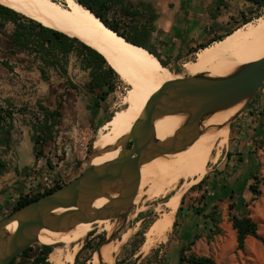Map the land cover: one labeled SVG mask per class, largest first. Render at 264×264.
<instances>
[{
	"label": "rangeland",
	"instance_id": "1",
	"mask_svg": "<svg viewBox=\"0 0 264 264\" xmlns=\"http://www.w3.org/2000/svg\"><path fill=\"white\" fill-rule=\"evenodd\" d=\"M111 1L108 13L110 18L128 22V17H123L120 11V4H124L138 13L133 19V25L140 28L147 25L148 22L144 20L148 16L139 14L133 7L136 0ZM206 9L209 22L205 29V40L200 43L242 26L244 18L252 21L264 16V10L256 11L246 0H211ZM12 28L13 23L10 19L0 17V107L4 112L11 113V118L0 120L1 132L8 130L9 135L8 146L0 142V157L6 164L0 176V218L10 213L16 203V200H12L13 195L22 192L33 180L41 181L45 176L48 178L59 176L68 182L82 172L93 149L97 132L106 123L108 115H113L116 109L123 106V98L128 89L118 77H110L108 80L111 89L108 95L103 100L97 99L100 89H106V85H100L97 82L98 75L83 69L75 56L68 62L66 74H61L54 68H47L45 75H42L39 68L41 60L37 53L11 49ZM127 32L132 33L131 30ZM142 34L139 32V35L143 36ZM134 37L140 38L137 33H134ZM200 43H196L192 48ZM188 48L190 47L181 50L177 46H170L167 54L161 57L167 63V66L162 64L163 67L182 77L188 76L182 64L184 61L194 60L197 52H190ZM89 84L94 88L90 90ZM96 100L99 102L98 106L95 105ZM51 111L59 113V123L52 129H46L45 139L34 147L36 130L43 124L45 114ZM238 114L228 125V140L219 158L208 161L204 174L206 179L199 190L189 191L188 188L193 184L180 179L172 188L156 196L148 192L150 182H147L139 188L141 191H138L139 194L137 193L138 196L135 198H138L137 202L134 199L128 212L129 217L122 226L120 219L109 220L111 231L104 229L103 226L94 225L90 235L87 234L78 242V250L85 242L98 247L101 241L98 236L103 235L104 238L107 236L98 247L101 251L111 235L109 242H113L115 246L112 253L113 261L116 260V264H134L132 258L127 262L125 260L132 256L138 240L143 235V242L137 246L139 254L151 251L152 261L160 264L165 258V252L158 251L168 245L172 227L164 239L152 235L153 244L143 246V243L149 237L148 232L153 223L162 218L166 210L165 202L170 193L182 186L186 205H197V198L201 192L209 191L212 181L218 178L219 181L221 179L238 181L240 189L234 194L237 205L232 214L240 216L247 213L256 221L258 233L264 237V183H257L260 192L256 197L248 189L249 183L256 182L252 178L253 175L259 179L264 177V83ZM227 153L234 155L232 157L234 161H231L229 167H226L229 157ZM244 159L246 161H243ZM237 166L240 170L234 174L233 168ZM217 175L218 178H214ZM208 178L214 179L209 183ZM224 207L227 208V202ZM224 220L226 219L221 220L224 227L231 225L229 216L226 223ZM126 232L127 237L123 238ZM222 233L224 235L226 230ZM225 235L228 237V234ZM127 244L128 247H125ZM40 245V243L32 245L29 264H34L33 253ZM229 246L231 247L226 254L221 252L219 264H264L263 245L253 252L246 248L237 249L236 240ZM95 249H83L79 254L80 262L91 255L86 262L89 263Z\"/></svg>",
	"mask_w": 264,
	"mask_h": 264
},
{
	"label": "bare ground",
	"instance_id": "2",
	"mask_svg": "<svg viewBox=\"0 0 264 264\" xmlns=\"http://www.w3.org/2000/svg\"><path fill=\"white\" fill-rule=\"evenodd\" d=\"M0 4L46 27L74 36L96 49L115 70L119 79L128 86L123 106L117 107L94 138L92 149L94 154L90 158V164H100L115 158L120 150L121 139L129 132L148 99L165 82L182 78L181 75L166 70L153 53L114 32L76 0H0ZM263 56L264 16H260L234 29L222 39L199 49L196 58L184 61L182 68L188 76L202 74L212 78L223 77L232 74L243 64ZM241 106L242 102L206 114L199 126L200 134L183 150L175 154H166L142 165L140 187L150 182L148 192L157 196L172 188L180 179L192 184L199 182L205 174L208 161L219 158L228 140V123ZM187 118L188 113L185 112L156 119L153 122L155 139L158 141L166 139ZM181 187L168 196L165 202L166 210L162 218L157 219L149 232L147 231L149 237L143 246L153 242L152 235L158 239L166 237L180 203ZM118 190L119 186H114L108 195L114 197ZM106 201V197L98 198L92 204V208H99ZM94 225L103 226L109 231L112 228L109 220L99 219L78 223L65 231L43 229L38 233V243L50 242L53 245L47 258L49 262L73 264L79 248L78 242ZM15 226L16 222H12L6 230L12 231ZM126 237L127 232L123 235V238ZM107 240L105 248L101 251L97 248L91 261L86 264L113 263L112 253L115 246L113 242Z\"/></svg>",
	"mask_w": 264,
	"mask_h": 264
},
{
	"label": "water",
	"instance_id": "3",
	"mask_svg": "<svg viewBox=\"0 0 264 264\" xmlns=\"http://www.w3.org/2000/svg\"><path fill=\"white\" fill-rule=\"evenodd\" d=\"M263 83L264 56L243 64L228 76L212 78L198 74L165 82L148 99L129 132L121 139L115 158L90 164L94 154L91 151L78 176L0 218V264H9L25 249L38 243V233L43 229L65 231L78 223L99 219H120L122 226L140 188L141 166L183 150L200 134L199 126L206 114L240 102L242 108ZM185 112L188 118L169 137L162 141L155 139L153 122L156 119ZM114 186H119V190L110 197L108 193ZM101 197L107 198L105 204L92 208L94 201ZM12 222H16L15 228L7 231ZM111 238L110 235L107 242ZM181 252L182 249L178 259Z\"/></svg>",
	"mask_w": 264,
	"mask_h": 264
},
{
	"label": "trees",
	"instance_id": "4",
	"mask_svg": "<svg viewBox=\"0 0 264 264\" xmlns=\"http://www.w3.org/2000/svg\"><path fill=\"white\" fill-rule=\"evenodd\" d=\"M82 6L89 9L94 15H96L106 26L114 30L120 36L124 37L127 41L142 46L151 53H153L157 59L159 60L160 64L166 65L167 63L161 59L159 54L153 51L150 46L147 44V29L144 25L142 28L139 26L133 25V19L135 16L138 15L136 10H133L131 7L120 4V11L123 17H128V22H121L120 20L112 19L108 16L110 7L112 5L111 0H76ZM222 1V0H219ZM250 2L256 11L264 10V0H246ZM0 17L8 18L13 23L12 32L10 34V47L11 49L15 50H22L27 52H35L39 55L41 60L40 72L42 75H45L47 68H54L58 70L61 74H66L67 72V64L70 59L75 56L76 59H79L80 66L83 69H88L90 73H95L98 75L97 82L100 85H106V89H100V93L97 99H105L108 95L111 84L109 82L110 77L117 78L118 75L115 70L108 64L105 57L96 49L92 48L91 46L85 44L84 42L80 41L78 38L67 35L61 31L55 30L53 28L46 27L42 25L40 22H37L21 13H18L10 8H7L0 4ZM251 19L244 18L243 24L249 22ZM242 24V25H243ZM142 29V30H139ZM236 29V28H235ZM131 30L132 33H128L127 31ZM233 31V30H232ZM227 31L225 34H219L216 36H212L209 40L204 43H200L195 48H188L190 52L198 51L201 48L206 47L210 43L215 40L222 39L225 35L232 32ZM141 32V35H139ZM134 33H137L138 37H134ZM162 65V66H163ZM119 78V77H118ZM88 88L91 90L94 87L92 84L88 85ZM98 101H95V105L98 106ZM112 114H109L106 118L105 122H107ZM11 118V113L8 111L2 110L0 107V120L5 121V118ZM59 123V113L56 111H51L44 116V121L41 126L36 130V136L34 137V147L40 144L46 137V129H52L55 127L56 124ZM0 142L4 145L8 146L9 144V135L8 130L2 131L0 130ZM227 157L229 154H226ZM5 162L0 157V176L2 174L3 169L5 168ZM253 175V174H252ZM252 178L256 180V182H251L248 184L249 191L256 197L259 194V189L257 187V183H264V177L258 178L257 176L253 175ZM206 175H204L199 182L196 184L191 185L188 190L193 191L195 189H200L203 183L205 182ZM59 186H53L46 189L43 193H34L31 195H24L20 196L16 203L11 208L10 212L17 207L32 201L33 199L37 198L38 196L53 191L55 188ZM207 191L201 192L199 198H197V205H195V212L202 213L203 216L208 219L209 222V233L210 234H219L221 233V229L219 228V223L221 222V213L219 210V203L223 199L218 198V202L212 203L209 208H207L206 199L209 198ZM229 201L227 203L228 215L229 220L231 222L232 228L236 231V247L239 250L244 249V242L246 236L250 235L258 240L264 246V237H262L258 233V226L255 220H253L247 213L242 215L232 214L233 210L237 205V200L233 199L234 192L232 191L228 195ZM184 202V194L181 196L180 204L177 208V212L175 214V219L172 223V229L174 230L178 214L181 209V206ZM246 206V204H244ZM207 208V210H206ZM90 235V232H88ZM99 240L103 239V235L98 236ZM144 236L141 235L140 239L138 240V245L135 246V250H137V246L143 242ZM183 245L181 247L182 252L177 264H215V260L212 256H205V255H197L191 252L190 245ZM52 245L50 244H41L37 247V251L33 253V263L34 264H53L47 260L48 255L52 249ZM85 248H91L94 250L96 246H91L88 242H85L80 249L77 251L74 257L73 264H86L87 260L91 258V255L80 262L79 254ZM32 250V246L28 247L23 251V253L14 257L9 264H29L30 258V251Z\"/></svg>",
	"mask_w": 264,
	"mask_h": 264
},
{
	"label": "crops",
	"instance_id": "5",
	"mask_svg": "<svg viewBox=\"0 0 264 264\" xmlns=\"http://www.w3.org/2000/svg\"><path fill=\"white\" fill-rule=\"evenodd\" d=\"M136 4L133 5L139 11V14H146L147 25V44L150 48L159 54L160 57H164L167 54L170 46H177L181 49L184 47H192L196 43H200L205 40L206 28L208 27V12L207 7L210 5L211 0H136ZM141 16V15H140ZM166 47V48H165ZM234 155H229L227 160V166H231V161ZM243 161H246L244 159ZM234 170V171H233ZM234 174L240 170V167L233 168ZM231 172V171H230ZM214 178H218L214 176ZM214 178H208V182ZM219 179V178H218ZM212 181L209 191H207L209 198L206 199L207 208L212 205L213 201L218 202L217 199H223L219 203L220 213L222 221L224 223L228 220V209L226 202L229 201V193L232 191L236 194V191L240 189L238 181H224V180ZM235 199V197H233ZM206 208V210H207ZM195 205H186L183 202L178 214L177 224L171 231V236L168 237V245L164 246V249H160L158 252L164 254V259L160 264H177L178 252L183 245H190L188 252L197 254L212 256L215 260V264L220 263L221 252L226 254L229 251V244L232 245L236 240V231L232 226H223L222 221L219 223L221 233L226 230L225 234H210L209 222L202 213L195 212ZM226 215V216H225ZM230 222V221H229ZM231 223V222H230ZM224 237V240L222 238ZM261 243L254 237L248 235L245 238L244 248L248 251H255L260 249ZM128 247V244L125 245ZM121 249V248H120ZM138 250H135L129 259H133L134 264H157L152 261V252L139 254ZM116 264V260L113 261ZM159 264V263H158Z\"/></svg>",
	"mask_w": 264,
	"mask_h": 264
},
{
	"label": "built area",
	"instance_id": "6",
	"mask_svg": "<svg viewBox=\"0 0 264 264\" xmlns=\"http://www.w3.org/2000/svg\"><path fill=\"white\" fill-rule=\"evenodd\" d=\"M92 135V131L90 130L89 136ZM66 183V181L59 176H53L52 178H48L45 176L43 180H33L32 184H27L25 189L17 194H14L12 200H17L20 196L24 195H31V193H43L46 189L53 187V186H60Z\"/></svg>",
	"mask_w": 264,
	"mask_h": 264
}]
</instances>
